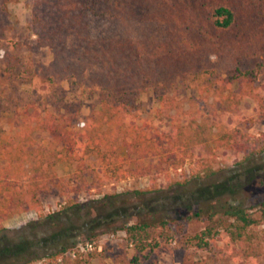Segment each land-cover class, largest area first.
<instances>
[{
    "label": "trees",
    "instance_id": "16d2710c",
    "mask_svg": "<svg viewBox=\"0 0 264 264\" xmlns=\"http://www.w3.org/2000/svg\"><path fill=\"white\" fill-rule=\"evenodd\" d=\"M9 1L0 0V95L5 108L16 116L22 143L0 145L5 157L0 167V264L62 263L81 234L89 230L94 236L98 229L125 232L135 249L134 264H142L156 228L170 227L171 240H178L169 217L153 214L157 210L152 202L159 203L158 199L141 201L139 209L130 212L129 199L123 196L131 193L106 195L86 204L69 196L60 209L40 214L39 220L28 224L32 238L13 239L2 223L24 210H42L40 194L62 182L55 172L61 163L76 164L70 177L76 189L71 192L89 183L86 158L91 155L102 164L106 178L133 177L138 167L126 165L130 157L120 159L121 146L140 158H158L166 170H185L187 161L195 158L191 147L197 142L192 143L173 122L170 131L156 125L164 126L165 118L177 108L180 86L194 95L216 98L222 111L238 112L244 101L252 100L264 119L258 80L264 75V59L260 61L264 58V0H47L53 6L52 16H43L35 5L26 39L17 40L9 36L17 28L6 24ZM126 21L162 24L165 39L149 43L103 32L94 35V25ZM42 48L52 54L49 66L35 57ZM223 57L232 61L227 64ZM63 82L74 91L97 93V109L83 117L81 101L58 92ZM39 83L47 86L42 104L13 95L15 85L37 87ZM150 90L157 106L149 110L141 97ZM249 122L248 128L253 119ZM38 134H46L48 145L32 139ZM213 143L214 148L208 141L200 143L204 150L199 158L201 171L193 175L194 188L187 197L191 206H208L211 225L186 241L209 251L218 238L237 248L236 253L221 255L222 261L236 255L242 264H261L264 201L247 208L237 195L240 188L264 185V133L231 129ZM219 149L241 155L239 174L200 182L217 175L212 152ZM192 180L178 186L186 188ZM174 198L168 197L163 207H170ZM41 229L48 233L38 237ZM150 264L158 262L154 259Z\"/></svg>",
    "mask_w": 264,
    "mask_h": 264
},
{
    "label": "rangeland",
    "instance_id": "374dc122",
    "mask_svg": "<svg viewBox=\"0 0 264 264\" xmlns=\"http://www.w3.org/2000/svg\"><path fill=\"white\" fill-rule=\"evenodd\" d=\"M47 0H12L7 3V25H11L16 29L15 34L9 33L11 38L26 39L28 32L26 27L31 21L35 5L42 15L52 16L53 6ZM94 35L99 36L103 32L109 36H117L122 38L145 40L149 43H158L165 39V26L156 23H139V22H119L112 25H94ZM228 36V35H226ZM33 36L31 40H35ZM38 61H41L45 66H49L53 57L48 48H42L35 56ZM264 58H261L263 60ZM229 64L232 59L223 57V61ZM245 64L248 63L243 59ZM260 82V92L264 96V75L258 78ZM46 87L23 84L15 85L12 90L13 95L25 102H44V93ZM1 89V88H0ZM58 92L66 99H79L81 101V114L83 117L88 116L93 109H97L98 94L90 90L78 89L74 91L70 88L67 82L59 85ZM12 94V93H11ZM141 101L152 109L157 106L155 93L153 90L145 93L141 97ZM217 99L201 97L194 95L191 89L180 86L177 97V108L171 111L170 115L165 118V124L156 125L168 129L170 131L173 126L172 122L183 128L186 136L191 138L192 150L195 153V158L187 161L185 170H166V165H160L159 159L149 156L148 158H140L133 154L127 146H121L118 149L120 159L130 157V161L126 165L136 168L133 177L124 180H115L114 178H106L102 173V164L97 160L96 155H91L86 158L87 174L89 183L83 187H78L76 192L73 191L75 179H70L76 172V164L61 163L55 167V172L62 182L54 184L50 190L40 194V200L43 203L41 211L24 210L14 216L3 221V226L7 229V234L13 239H18L29 234L28 224L32 221L39 220L40 214L48 215L60 209L62 203L67 197H72L79 203L86 204L88 202L100 201L106 195L124 194V198L129 199L130 212H135V208L139 209L138 205L141 201H150L158 199L159 203L152 202L156 212L153 214L166 215L170 221L174 223V230L178 240L172 241L170 227H158L154 230L152 248L148 250L141 259L142 264H150L154 259L158 264H242L238 260V256H234L232 260H221V255L224 257L231 250L237 252V248H230L225 242H217L209 251L201 250L198 247L191 245L186 240L205 230L211 225L208 217L212 213L208 206H199L193 204L187 198L190 191L194 188L193 175L201 171L199 158L204 154L202 144L203 141H208L212 148L215 147L213 141L217 137L231 129H241L248 134L259 135L264 133V119L258 114V106L252 100H246L240 106L238 112L222 111L217 105ZM220 109V110H219ZM146 118V114L143 115ZM250 119H253L251 126L248 128ZM20 128L17 126L15 114L6 109L4 106V98L0 95V145L4 144L7 147L21 144L22 139ZM32 139L40 144L48 145L46 134H38ZM200 141V143L198 142ZM3 150H0V167L5 165V157ZM133 154V155H130ZM213 168L217 171L212 179H200V182L221 181L225 177H232L239 174V161L241 155L236 151L219 149L213 150ZM204 174H201L203 177ZM192 177V178H191ZM187 179L192 180V183L186 188H181L178 183H183ZM14 184V181H11ZM157 189V190H155ZM154 191V192H151ZM137 192L143 195H137ZM168 197H175L171 202L170 207L164 208V203H168ZM237 198L245 202L247 208H251L261 201H264V185H249L239 189ZM169 205V204H168ZM201 209H204L201 210ZM139 211V210H138ZM209 211V212H208ZM147 212V211H145ZM199 214V215H198ZM216 217L215 219H217ZM214 219V221H215ZM177 221L183 222L181 226ZM132 223V219L129 223ZM213 224V223H212ZM89 232V230H86ZM81 234L73 245L67 251L62 263L59 264H134L135 249L128 242V237L125 232H109L103 229H98L91 236L90 233ZM48 233L47 229L38 230L37 236L42 237ZM31 238L33 236H30ZM92 243L94 248L92 251L82 252L79 245ZM75 253V256L72 254ZM89 253V254H87ZM261 264H264V249L262 250ZM87 255V256H86ZM239 255V253L237 254ZM78 256V260L75 257ZM232 257V256H231ZM36 264H42L38 262Z\"/></svg>",
    "mask_w": 264,
    "mask_h": 264
},
{
    "label": "built area",
    "instance_id": "2783aa9c",
    "mask_svg": "<svg viewBox=\"0 0 264 264\" xmlns=\"http://www.w3.org/2000/svg\"><path fill=\"white\" fill-rule=\"evenodd\" d=\"M79 248L82 252L85 251H92L94 248V245L92 243H87L86 245H79ZM73 256H75V253L72 254Z\"/></svg>",
    "mask_w": 264,
    "mask_h": 264
}]
</instances>
